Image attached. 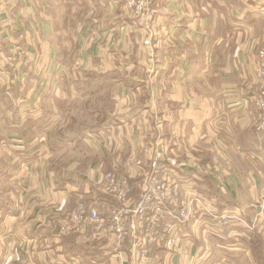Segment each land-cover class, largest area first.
<instances>
[{
  "label": "crops",
  "instance_id": "obj_1",
  "mask_svg": "<svg viewBox=\"0 0 264 264\" xmlns=\"http://www.w3.org/2000/svg\"><path fill=\"white\" fill-rule=\"evenodd\" d=\"M125 1L0 0V125L19 156H7L18 172L1 179L21 186L1 210L0 264L6 251L16 264H117L92 234L76 235L74 243L66 242L72 234L57 236L58 221L78 192L99 190L100 174L123 171L131 152L143 157V138L167 140L182 163L170 175L193 184L213 208L228 189L238 192L235 209L264 212V131L254 128L264 0H152L154 48ZM107 70L127 80L113 78L115 105L107 120L82 131L73 107L93 99L88 87ZM44 121V133L31 129ZM35 132L42 134L24 137ZM27 147L33 149L28 156ZM255 162V171L245 167ZM142 183L132 179L136 195ZM189 228L192 234L196 226ZM201 230L192 238V264H215L220 245L213 240L223 243L224 235ZM185 258L173 253L168 264Z\"/></svg>",
  "mask_w": 264,
  "mask_h": 264
},
{
  "label": "built area",
  "instance_id": "obj_2",
  "mask_svg": "<svg viewBox=\"0 0 264 264\" xmlns=\"http://www.w3.org/2000/svg\"><path fill=\"white\" fill-rule=\"evenodd\" d=\"M150 4L151 0L124 2L133 12L136 25L146 34L148 46L154 48L149 40L153 36L149 26ZM256 56L254 72L259 91L254 128L261 132L264 131V47L257 50ZM142 154L138 158L131 152L121 162L124 169L121 172L108 170L100 174L96 193L78 192L74 204L60 216L56 235L92 234L104 242L117 264H165L173 253H183L184 264H191L195 244L186 230L188 225L193 223L197 229L202 221L203 228L215 230L217 219L222 218L221 224H225L230 216L223 214L217 218L215 210L205 206L206 199L193 184L188 186L170 175L172 166L182 163L171 154L167 140L158 138L154 143H146ZM137 176L143 183L136 195L132 179ZM97 195L109 196L113 202H101ZM203 213L213 219H204Z\"/></svg>",
  "mask_w": 264,
  "mask_h": 264
},
{
  "label": "rangeland",
  "instance_id": "obj_3",
  "mask_svg": "<svg viewBox=\"0 0 264 264\" xmlns=\"http://www.w3.org/2000/svg\"><path fill=\"white\" fill-rule=\"evenodd\" d=\"M54 1L57 3L62 2V0H54ZM124 8H125V10L128 9L127 7H124ZM150 8H151V4H150ZM128 11L130 12V14L133 13L130 10H128ZM68 43L69 42L67 39H63L60 41L61 46H66L69 48ZM15 62L16 61L10 60V62H9L10 63V69H12L16 65ZM67 62H68V54H67ZM75 69L78 70L79 66L76 65ZM113 72H117V71L116 70H111V71L107 70L103 74H99V77L96 76L94 84L91 85L90 87H88L90 89L87 92L88 94H91L93 96V99L90 100L88 103H81V104H78V105L73 107V109H75V113L79 112L78 127L82 131L85 130V128L90 129V130H92L93 128H97L98 124L104 123L107 120V112H109L110 110L113 109V107L115 105V101L112 97L113 91H114L113 89L115 87V83H114L113 78L117 79L119 77L118 79L122 78L124 80H127L122 75L111 74ZM48 75H50L48 77L56 78L55 76L57 75V77H58L59 74L52 73V74H48ZM127 78L130 79V77H127ZM127 83L131 84V81H127ZM96 88H98V90H96ZM0 97L3 100V97L2 96H0ZM2 107H3V101H1V99H0V113H2ZM61 107H63V106H61ZM65 107H66V105L64 104L63 108H65ZM70 107H72V106H70ZM70 116H72V115H70ZM45 123H46V121L38 123L37 125H35L34 128H31V129H34V130H37V131L44 133L46 130V127H44ZM41 134H38V132L37 133L36 132L35 133H27V134H25L24 137L27 138L30 136H38ZM87 138L88 137L87 136L85 137V135H84V140H86ZM110 138L113 140L115 139V137H113L112 135H110ZM143 139H144L145 143L150 142V141H148L149 138H143ZM31 141H29L28 143H30ZM1 142H3V148L2 149H1ZM13 147H15V146L13 145L12 141H10L7 138L6 133H3L1 131V125H0V215H1L2 208H5L8 206L7 201L12 200L10 197V194L15 195L16 191L21 188V186H19V184L15 180L11 181V180H4V179L2 180L1 179V176H3V174L7 175L10 173V175H11V172H13V174H15V172H18L17 171L18 162L14 161V160H17V158H19V156L15 152H13ZM68 149H69V147H68ZM31 151H33V149L31 147H27L24 150V152L27 156L29 154H31L30 153ZM58 152L61 153V150L59 148H58ZM99 152H100V156H102V151L99 150ZM67 154H68V152H66V153L64 152L62 154V156H66ZM11 155H14V158H16L14 160L12 158L11 163H16V165L15 164L7 165L8 163L6 164L7 156L12 157ZM77 157H78V159L80 158V156H77ZM90 157H94L96 160L97 156L96 155H94V156L90 155ZM1 158H4V160L2 161ZM138 158H141L140 153H138ZM27 159H28V157H27ZM68 163H70V162L68 161ZM57 167L61 168L62 164L59 163L57 165ZM239 167H241V166H239ZM245 167H247V169L252 168V171L253 170L255 171V168H259L260 165H257L255 162V163H252V164L245 166ZM188 186H190V184H188ZM193 188H195V186ZM234 192L232 190L229 191L227 189V192H226L227 195L226 196H220V197L218 196L217 197L218 201H221V202L218 203L216 201V204L214 205L215 208H213L210 204H208V202L205 203L206 204L205 206L208 209L215 210V214L217 215V218H221V215H223V214H224V216H226V215L230 216L229 222L226 224H221L222 218H221V220L217 219V221H215L216 227H215L214 231H216V232H214V233H216L217 235H220L221 233H223V235L225 237L221 236L223 243L219 242L217 238L213 240V242L219 243L220 252H219V255L216 256L215 260H213L212 262H215V264H264V212H262L260 214H252V212H250V210L255 209V207H253V206H251L250 208H247V209L243 207L242 210H240V208L235 209L234 206L235 207L238 206V205H235V204H237V202L240 204V199H238V197H235L236 195H238V192H236V193H234ZM5 193L7 194L8 198L6 197ZM245 202H246V198H245ZM250 203H252V202H250ZM262 203L264 205V200ZM252 204H254V203H252ZM230 205H233V207H230V209L225 207V206H230ZM263 211H264V209H263ZM203 212L205 213V211H203ZM204 213L201 214V217L204 216ZM210 219L212 220L213 218L210 216ZM246 221H248V222H246ZM219 226H220V228H219ZM198 227L200 229L204 230L205 232L206 231L212 232L208 229L203 228L202 221L199 223ZM216 228H219V229H216ZM197 230H198V228H197ZM202 230H201V232H203ZM0 232H1V225H0ZM195 232H196V230H195ZM188 233L190 234V238L192 239L194 237L195 233L191 234L190 229H188ZM72 235H73V237H68L66 239L67 243H70V242L74 243L75 242L73 239H76V234H72ZM1 239H3V238L0 236V240ZM14 239L15 238H12L11 240H14ZM205 239L207 240V238H205ZM197 247L198 246L196 244V251H197ZM197 253H198V251H197ZM2 258L4 260V262H2V264H16V261H15L16 258L12 260L11 256L9 255V252L7 255V251H6L5 256H3ZM105 258H107L106 255H105ZM193 260L191 261V264H192ZM168 262H169V259H167L165 261V264H168ZM206 262H207V260H206ZM170 264H171V261H170ZM181 264H184V262Z\"/></svg>",
  "mask_w": 264,
  "mask_h": 264
}]
</instances>
